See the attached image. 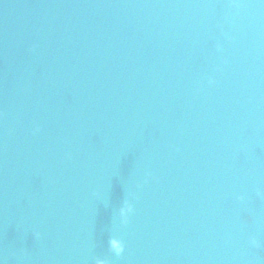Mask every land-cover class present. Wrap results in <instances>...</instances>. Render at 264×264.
Returning <instances> with one entry per match:
<instances>
[{
    "label": "water",
    "instance_id": "95a60500",
    "mask_svg": "<svg viewBox=\"0 0 264 264\" xmlns=\"http://www.w3.org/2000/svg\"><path fill=\"white\" fill-rule=\"evenodd\" d=\"M0 264H264V0H0Z\"/></svg>",
    "mask_w": 264,
    "mask_h": 264
},
{
    "label": "clouds",
    "instance_id": "9594fccd",
    "mask_svg": "<svg viewBox=\"0 0 264 264\" xmlns=\"http://www.w3.org/2000/svg\"><path fill=\"white\" fill-rule=\"evenodd\" d=\"M127 210H129V211H130V207H129V209H127Z\"/></svg>",
    "mask_w": 264,
    "mask_h": 264
}]
</instances>
